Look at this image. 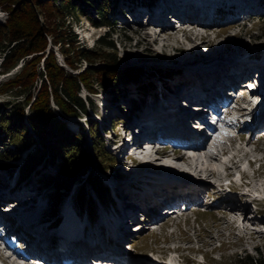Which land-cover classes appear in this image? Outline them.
I'll return each instance as SVG.
<instances>
[{
  "label": "rangeland",
  "instance_id": "374dc122",
  "mask_svg": "<svg viewBox=\"0 0 264 264\" xmlns=\"http://www.w3.org/2000/svg\"><path fill=\"white\" fill-rule=\"evenodd\" d=\"M145 1L148 0H133L132 4V0H130V5H132V7L138 6V2L140 4H146ZM127 2L128 0H81V4L85 9L86 14H82L76 17L70 16L66 18V22L63 25V29H71L72 33L75 35L76 44H79L81 47L84 46L88 48L102 49L100 48L98 42L99 37L104 35L105 33L108 34V32L112 33V38L115 42L114 51L118 61L117 65L120 67L136 66L140 67L144 71L143 74L140 75L139 79L130 81L129 83L125 84L120 83L119 87H121L122 89L121 93L126 92L128 95V89L137 91V89H140L139 87H141L143 84L148 86L147 91L152 92L154 91V85L152 84H156V82L159 81V78H164L169 75L176 76V78L182 79L184 77V74L195 72L192 70H184L183 68L179 69L181 65H179L178 62H173L176 60L182 62L185 58L187 59L194 57L201 59L202 57L204 58V56H217L225 53L228 58L238 57L239 55H242V57H248L253 61H256L258 59L260 61H264V10L262 11L261 15H254L252 18L246 19L244 21L239 20L238 22H231L223 25L219 24L213 27L211 26L206 30L207 32L205 31L206 34L209 35V37L206 38V41H202V34L190 32V36L187 38V34L184 32H179L175 25H172L171 28L174 30L176 36L174 35L170 38L166 35H163L156 38L153 34V30H157L159 28H155L154 25L148 23V18L146 16H142V14H139L142 18L140 22H137L131 20L133 14H131V17L127 15V19L129 21H126V18L120 14V8H122V10H127ZM257 4L258 3L256 0L255 5ZM38 11L41 15L40 19H43L42 15L44 14V12H42L41 8H38ZM8 15L9 9L5 8L3 4H0V23H5ZM105 17L110 20V23L113 26L111 27V29H109V26H103L100 28L96 26V23L92 20L96 19L100 21ZM121 18H123V21L121 20ZM195 29L196 32L204 31H201V29H197V26H195ZM167 32L169 33V31ZM47 40L48 47L45 53H49L53 50L59 63L64 65L69 71H74L75 73L80 72L88 65V60L81 59L82 61L81 63H79L80 66L76 70H73L72 66H70L66 61V54L63 51L61 42H55L52 33H47ZM188 46L193 47L192 50H190V47ZM256 52L257 54H255ZM4 61L5 52L0 51V72H3L4 74L0 75V105L5 101L14 98L12 96H9L6 92H3V83L18 74L23 66V63L25 62L24 59H21L15 67L11 68V70H9L8 72H4ZM105 64H108L106 63L105 58H97L93 63H91V67L105 68ZM40 65L43 66V61ZM227 68L229 67L219 66L218 68L213 69L210 72L206 71L203 74H200L197 79L200 80V78L202 77L207 78L212 74V76H214V73H216L215 75H217L218 72H221L223 69L226 70ZM160 70L163 72H160ZM202 71L203 69L200 70V72ZM181 74L183 76H180ZM95 75L97 76V74ZM185 79L186 81H188V78ZM175 81L177 82V79ZM192 81L193 79H191V82ZM195 82H192L190 85L195 84ZM40 83L41 80L35 83V87H37L33 88L34 97L30 101V103H32V101L34 100L37 90L40 87ZM95 84L96 85H94V87H96V91H92L87 86L81 85L80 92L84 99H88V96L92 99L94 107L89 104V100L87 101L85 99L87 103L88 113L82 114V116H69L66 121L68 128L72 131L77 132L80 130L79 127L83 126V129L87 135L84 147H86L87 151L91 154L92 157H94L91 138V127L93 126V124H96L98 133L102 134L103 136L104 147L108 149L111 142L116 143L118 141H123L122 134L128 128L126 117H130L129 114L127 115V113L131 110V105H134L129 103L128 98L124 99L125 103L119 100L121 99V96H119L118 99H114L112 93L108 92L105 88H102L100 84ZM178 85L180 84H177V86L175 87L176 89L178 88ZM188 87L190 86H187L186 88ZM133 95L134 94L130 95L129 99L131 100L132 98H135L136 101H138L137 97L139 95H135L136 97ZM21 98L23 97L20 96V99ZM113 101L118 102L116 104H113ZM104 105L106 107H104ZM52 106L58 109L54 101L52 102ZM10 108L11 105L6 107L5 109L9 110ZM30 110V105H27L25 107L26 115L23 119L27 127L34 133L33 127L27 118ZM106 126L108 128L107 134L103 129H101L102 127L106 128ZM243 128H245L244 125H242V127H240L238 130H243ZM224 130H226V127L224 128ZM0 137L1 154H3L2 151H5L6 149L14 148V145L11 144L10 136H5L3 138L4 141L2 140L3 136ZM34 139H36V143H34L36 145L30 149L31 151H33L34 149L36 150V148L38 147L37 143L39 146L41 145L38 136H34ZM243 145H245L247 149L251 151L254 150V145L252 144V142H243ZM225 146V148L230 149V145L228 143ZM261 146L264 147V143L261 142ZM205 147L207 148H203L204 150L201 153V156L203 155V157H201L197 162L190 160V163L188 164L187 162H184L183 159H181L183 163H180L183 164L182 166H185L184 168L189 167V169L195 174L193 175L195 178L207 180L208 183L206 184L207 186L205 187V191L203 192L205 201H217L218 196L221 195L224 199L231 198V200H240L241 202H244V204L248 206L249 210L247 212H242L239 210L232 211L231 209L226 208L224 210V208H221L219 206L211 205L207 208V211H205L201 207H191L187 210H182V212H185L186 215L183 216V218L178 217V219L175 220L173 214H168L166 215L165 219H163V221L161 220L162 222L157 224L158 226L156 227L158 229L156 231L146 226L144 230L139 231L138 233H136V230L139 229V227L135 229V227L132 226L135 223H131L129 230H131L133 238L136 241H133L131 239L129 241H126L124 244L126 245L127 251L130 254V260H133V263L169 264L164 262L167 256L170 258L169 261H174L173 264H233L238 255H244L246 253L257 255L258 248L261 251H264V159L261 161L262 169L258 173L257 169L259 163H252L249 164V166L247 165V163H245L244 168L248 169L247 174H249V184L245 181H243L244 183H241L239 180L237 182L232 181L230 187L231 189L222 192L217 187L220 178L213 175L206 176L204 172L202 174L198 170L194 171L195 165H197L199 169L208 166L219 168V170L222 171L221 178L227 176L229 173L231 175L232 171H238L239 168L237 167V165H233V167L226 169V167L228 166L227 162L230 159V154L222 157V160L220 159V157L208 158L207 156L211 153V150H209L210 147L208 145H205ZM173 155L174 154L172 153L170 157L166 156L167 160L175 162V157ZM263 155L264 152H257L254 154V157ZM1 158L2 157L0 156V189L4 185H8L10 183V179H8V176L6 177L4 170L6 169V167L9 171L11 169V166L9 165L10 160H4ZM7 161L8 164H4L7 163ZM159 161L160 158L154 160L153 162H146L144 163V165L133 164V166L131 167L130 161L126 162L125 156V164H123L122 162L116 163L114 169L109 170L108 167L110 168L111 165H108L107 173H113L116 175L117 170L119 171L120 169L127 177L132 178V182H135V179L140 177L139 175L132 174L135 169H146L145 167H147L155 170L158 167V163H161ZM50 162L48 159L47 161L46 159H43V161L38 165V169H40L43 179L47 178L49 169L51 171L55 170L52 172L50 171L51 174H55L56 170L59 168L57 159L55 160V162H52V164L55 165H52ZM163 166L165 168L167 166L169 169H171L170 171L177 173L180 172V168L177 169V167H174L172 165L170 166L164 164ZM190 166H192L193 168H191ZM90 169L91 168H89V170ZM92 169L94 172L99 173L97 167L94 166V168ZM166 170L167 169H165V172ZM224 170H226L227 173H225ZM168 171L169 170H167V172ZM41 173H37V171H34L30 175V186L38 185L39 180L43 183V179L40 176ZM189 174L192 175L191 173ZM83 178L84 177H81V180ZM118 181L119 180H116L114 184L118 185ZM107 182H109L110 185L113 184L112 181ZM81 184L82 183L75 184L72 187V192L76 191L77 189L79 191ZM119 184L124 185L126 184V182H120ZM179 185H182V183H180ZM44 186H49L47 187V191H45L44 189H39V191H36L40 194L38 195L39 198L37 196H34L37 200L40 201V208L38 209V211L43 215L47 213L50 216H56L57 214L51 215L48 212L49 207L46 210L42 208L50 206L49 203L51 204V202L48 198V194L52 187L55 186V184L49 182L48 185L44 184ZM165 186H163L164 188H162V191L169 190L170 192H172L173 189L172 187H170V184H168L166 187ZM92 188L93 187H91V185L88 183L86 187V194L95 198V195L98 193L96 191H93L94 189ZM61 189L62 188H60V190ZM190 189L194 188L192 187ZM190 191L191 190H187V187H180L176 192L181 195H185ZM33 193H30L29 195V193L24 192V196H22V198L19 199V195H15L14 198H18L20 200L19 202L24 201L23 198L25 197L29 200V198L31 199V197L34 195ZM119 193L122 194V197L124 195L126 196L127 194L130 196L127 189L123 190V188H120ZM43 194L44 196H42ZM87 195L85 197V202L83 204L81 203V205L89 204ZM47 198L49 201L47 200ZM59 199L60 197L57 195L54 203ZM70 199L71 198L69 197L68 201L72 203V199ZM128 200L129 198L126 199V201ZM150 200V203H154L157 201L156 199L154 200V198ZM61 204L62 202L59 206H61ZM69 211L76 212L74 208H69ZM99 213L100 217H103V211L100 210ZM71 215V213L68 214V216ZM73 219L78 224H82L85 222V220L80 219L77 216H75ZM108 220L109 219H106L107 222L111 223V221ZM171 223L172 225H170ZM167 225L170 226L166 227ZM132 227L133 230L131 229ZM91 235L93 236V234ZM175 250H178V252L175 253Z\"/></svg>",
  "mask_w": 264,
  "mask_h": 264
},
{
  "label": "bare ground",
  "instance_id": "6f19581e",
  "mask_svg": "<svg viewBox=\"0 0 264 264\" xmlns=\"http://www.w3.org/2000/svg\"><path fill=\"white\" fill-rule=\"evenodd\" d=\"M229 1L232 0H211L210 3L214 2L219 7H226ZM147 2L150 6L147 14L145 15L148 18V23H151L155 28H158L153 21L154 19H162L166 22L163 24L162 29L153 30V34L155 35V37L158 38L166 35L167 37L171 38L174 35L176 36L174 30L171 28V17H178L177 12L179 14L188 12L189 6L186 5L185 8L182 9L184 3L181 0H148ZM128 5L132 8V12L135 13L138 6L132 7L130 3ZM233 6L234 5H231V7ZM140 19L135 17V20L137 22H140ZM167 31H169V33ZM208 37V34L201 35V39H203L202 41H206V38ZM188 47H190V50H192L193 48L191 46ZM255 54H257V52ZM173 62H178V64L181 65L179 69L183 68L184 70L195 71L193 73L184 74V77L186 76L185 78H188L189 82L186 81L184 77L182 79H179L176 78V76L168 75L164 78H159V81L156 82V84H152L154 85V91H144L143 89H137V91H133L132 89H128L129 94L127 95V93L125 92V94L119 100L125 103L124 99L128 98L129 103L134 104L131 105V110L127 113V115L129 114L130 116L129 118L126 117L128 126L132 124H146L145 131L147 132L156 131L157 129L161 130V128H163L164 126H170L177 130H180L178 131V133L182 134L185 138L189 136H192V138H194V135H196L197 137H201V141H196L195 143L190 145L192 150H194L192 157L186 158L185 155L181 154L180 147H177L174 150L175 162L169 161L167 159L165 160L163 158L160 159L159 162L161 163H158V167L155 170L147 167H145L146 169L137 168L132 173L140 176L139 178L135 179V182H132V178L127 177L119 168V171L117 170L116 175L113 173L108 174L107 169H101L96 162L97 164L94 163L93 168L95 166L99 171L98 174L103 180V183L107 189L106 197L102 198L101 196L96 194L95 198H93L92 196L87 195L89 204L81 205L80 203H78L77 196H79L81 189L83 187L86 188L88 184V174L82 173L74 180H70V182L67 183L68 187L67 185L63 186L60 192H57L55 186L52 187V189L49 191L48 198L51 204L49 203L50 206L42 208L46 210L49 207L48 212L51 215L57 214L56 216H50L47 213L43 215L38 211V209L40 208V201L34 197H38V195H40L36 191H39V189H44L45 191H47V187H49L44 186V184L48 185V182L46 178L43 179L42 173L40 172V169H38V165L40 163H37L35 165V168L32 169L28 174H25L23 169L29 154L35 151V149L33 151H31L30 149L36 144L32 143L25 149L21 150L19 152V155L15 158H8L0 153V156L2 157L1 159L10 160L9 165L11 166L10 171L7 169V167L4 170L6 177L8 176V179H10V183L8 185H4L0 189V214L5 216L4 220L6 222L8 221V217L18 216L19 220L17 225L15 223H11L7 226L10 230H14L16 233H19L21 235L20 237H23L26 240L28 252L40 253L45 257H47L49 253H53L52 255L56 256V260L59 261L61 259H66V256H72L75 262H77V260L81 257L78 251H81L82 247H85L84 245H86L91 247L86 248L92 254L100 255L103 252H105V254L106 252H109L111 254L113 252L112 254L114 255H128L124 243L132 237V233L129 230L130 221L133 218L137 217L140 212H144L147 210L149 211L150 201H152L150 199L154 198V200H157L155 206H157L158 210H160L165 203H168L172 200L173 196L177 194V189L180 187H187V190H191L198 196H201L203 194V192L205 191V187L207 186L206 184L208 183L207 180L195 178L193 175L189 174L190 172L186 171V168L182 166L183 164H180L182 162L181 159H183L184 162H187L188 164L190 163V159L197 162L201 157H203V155L201 156V153L204 150L203 148H207L205 147V145H207V142H209L208 138L204 136V132H197L192 126V123L195 121V119L200 120L201 117L207 112L206 104H209V98L200 102L198 100H194L193 95H205L207 93V96L209 97L218 87H220L224 92H227L231 87L230 83L233 77L237 76L241 72L243 73V69L246 67L254 65L258 66L257 63L259 62L250 60L248 57H246L245 59V56L242 57V55H239L238 57L228 58L225 53L217 56H204V58L202 57L201 59L194 57L187 59L185 58L182 62H179L177 60ZM219 66L229 68H227L226 70L223 69L221 72H218L217 75H215L216 73H214V76H212V74L207 78L202 77L200 78V80L197 79L200 74H203L206 71L210 72L213 69L218 68ZM262 67L264 68V63H262ZM201 69H203L202 72H200ZM180 76L183 75L181 74ZM176 79L177 82L175 81ZM191 79H193L192 82L196 81L195 84L190 85L192 83ZM178 83L180 85H178V88L176 89L175 87ZM187 86L190 87L186 88ZM192 86L194 87V89ZM132 94H134L133 96L139 95L137 97L138 101H136L135 98H132L131 100L129 99V96ZM169 99H173L175 105V108L173 110H170L165 106L166 101H168ZM118 101L113 102V104H116ZM184 101H187L185 105H183L182 103ZM261 101V104L255 110L264 108V97H262ZM192 104L201 106L200 111L196 112L193 109ZM105 105L104 107H106ZM146 120H155V122H157L156 125H154L152 122H145ZM256 124H259L257 118L254 119L252 124H250L249 126H255ZM106 128L102 127L101 129H103L107 134L108 128ZM176 132V130L173 131V133ZM220 143L222 142L219 140V144ZM118 144L119 145L117 147V145H114V143L111 142L110 146L107 149V151L111 155H113V163L111 164L110 168L108 167V170L114 169L116 163L122 162L123 164H125L124 154H127V144L126 142H120ZM15 147L16 145H14V148L9 149L13 150L15 149ZM217 147L218 143H215L214 146L209 148V150H211V153L207 156L208 158L218 157V154L216 153ZM115 148L117 149L114 150ZM7 151L8 149L2 152L5 153ZM164 152L167 157H170L171 154L169 153H171V150L165 149ZM223 152H226V149H223ZM244 155L248 157L250 153L245 152ZM151 159V155H146L145 160L141 163H138V165H144V163L146 162H153ZM50 163L52 164V162ZM163 163L165 165H172L174 167H177V169L180 168V172L177 173L170 171L171 169H169L167 166L165 168L163 166ZM4 164H8V161ZM195 166L196 170L194 171L199 170V167L197 165ZM165 169L169 171L167 172L166 170L165 172ZM215 169L216 167L208 166L200 169V172H204L206 176H210L217 172L215 171ZM34 171H37V173H41L40 176L43 179V183L39 180V184L35 185L36 187L34 185L30 186L31 183L29 182L30 175ZM50 171L51 170L49 169L48 172ZM81 177H84L82 179L83 182L81 180ZM116 180H119L118 185L114 184ZM107 181H112L113 184L110 185V183ZM120 182H126V184H119ZM77 183H82L79 191L77 189L76 191L72 192V187ZM180 183H182V185H179ZM168 184H170V187H172V192H170L169 190L162 191V188H164L163 186H167ZM192 187L194 189H190ZM120 188H123V190L127 189L130 196L127 194L126 196L124 195L122 197V194L119 193ZM24 192L29 193V195L30 193H33L34 195L31 197V199L29 198V200L25 197L23 198L24 201L19 202V199L24 196ZM55 193H58V196L60 197L57 203H54L53 200V194ZM15 195H19V199L14 198ZM42 196H44V194ZM176 196L181 195L178 193ZM69 197L72 199V203L68 201ZM128 198L129 200L126 201V199ZM61 202L62 204L61 206H59ZM3 204H9L10 207H12V213L4 214L3 210L1 209ZM220 207L224 208V210L226 208L231 209L232 211L239 210L242 212H247L249 210L248 206L244 204V202H241L240 200L235 201L233 199L224 200L220 203ZM69 208H74L76 212H70ZM100 210L103 211V217H100ZM69 213H71L72 215L68 216ZM75 216L85 220V222L82 224H78L73 219ZM106 219H109L108 221H111V223L107 222ZM159 223L160 222L154 225H157ZM97 229L99 232L97 231ZM60 233L66 237H63V240L61 242L59 241ZM91 234H93V236ZM71 243H75L73 246L74 250H72V247L69 246ZM64 250H66V252H64ZM3 257L6 262L10 261L9 257L4 255ZM18 259H22L21 256L18 257ZM22 262L24 264H33L32 260H28L27 262L29 263H27L25 260H23ZM11 264L20 263L18 260H15L12 261Z\"/></svg>",
  "mask_w": 264,
  "mask_h": 264
},
{
  "label": "trees",
  "instance_id": "16d2710c",
  "mask_svg": "<svg viewBox=\"0 0 264 264\" xmlns=\"http://www.w3.org/2000/svg\"><path fill=\"white\" fill-rule=\"evenodd\" d=\"M0 4L9 9L7 20L0 23V51L5 52L4 72L15 67L21 59L25 60L20 72L3 83V92L14 98L0 105V136H3L2 140L5 136H10L11 144L16 145L15 149H8L3 155L8 158L17 157L22 149L36 143L34 136H38L41 145L29 154L23 168L25 174L43 159H48L49 162L57 159V172H48L46 178L48 183L55 184L57 192L63 186H68L70 180L82 173H88L87 182L99 196L105 198L107 189L99 174L92 168L97 162L102 169H107L113 163V155L104 147L103 136L98 133L96 124L91 127L94 153L92 157L84 147L87 135L83 126L77 132L72 131L66 121L69 116L88 113L86 100L94 107L89 96L85 100L81 95V85L96 91L94 85L98 83L112 93L114 99H118L125 94L121 93L119 84L139 79L144 71L136 66L117 65L115 42L111 32L100 36L98 42L102 49L76 44L71 29H63V25L70 16L86 14L81 0H0ZM38 8L44 12L43 19H40ZM92 20L96 25H106L109 29L113 27L107 17L100 21ZM47 33L53 34L55 42H61L66 61L73 70L80 66L81 59L88 60V65L75 73L59 63L53 50L45 53L48 47ZM97 58L106 59L108 64H105V68L91 67V63ZM42 61L43 66L40 65ZM39 80L40 87L30 103L34 97L33 88L37 87L35 83ZM147 87L143 84L139 88L146 91ZM20 96L23 98L20 99ZM53 101L58 109L52 106ZM10 105L9 110L5 109ZM27 105L31 109L27 118L34 133L23 119ZM86 193V188L83 187L78 196L82 204L85 202ZM57 195L58 193L53 194V200H56ZM257 251V255H238L233 264H264V251L259 248Z\"/></svg>",
  "mask_w": 264,
  "mask_h": 264
}]
</instances>
